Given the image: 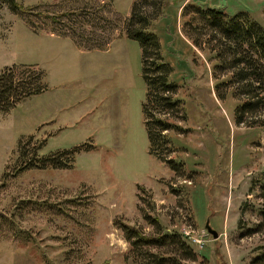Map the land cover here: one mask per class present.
Returning <instances> with one entry per match:
<instances>
[{"label":"rangeland","instance_id":"1","mask_svg":"<svg viewBox=\"0 0 264 264\" xmlns=\"http://www.w3.org/2000/svg\"><path fill=\"white\" fill-rule=\"evenodd\" d=\"M17 1V12L0 4V72L33 64L47 89L0 110V264H132L114 221L152 232L144 213L185 235L198 254L188 264H252L264 252V128L234 122L236 100L214 89L210 56L220 40L209 25L185 24L203 18L181 9L246 11L264 26V0H166L153 20L186 112L179 123L187 130L169 131L176 170L148 150L140 46L123 30L133 0ZM53 26L110 41L90 47ZM29 135L43 141L42 154L91 148L76 152L70 168L12 174Z\"/></svg>","mask_w":264,"mask_h":264},{"label":"trees","instance_id":"2","mask_svg":"<svg viewBox=\"0 0 264 264\" xmlns=\"http://www.w3.org/2000/svg\"><path fill=\"white\" fill-rule=\"evenodd\" d=\"M165 1L133 0L123 30L127 37L137 40L140 46L141 75L145 83L142 113L149 153L176 170L182 163H177L171 155L178 150V145H175L169 131L187 130L179 123L186 112L182 98L178 95L179 84L171 78L173 66L165 59L159 35L152 28V22L161 14ZM0 4H6L14 12L23 8L17 0H0ZM100 5L102 9H107L105 2ZM189 8H193L194 14L203 18V24L193 22L194 16L189 15L184 23H190L198 30L201 25H209L220 40V48H211L213 54L210 56L214 60L212 69L216 78L214 89L217 97L224 99L230 93L236 100L233 106L236 124L264 128V26L246 11L228 14L191 3L182 6L181 15H187ZM75 10L76 7L68 13ZM78 10L80 12L81 9ZM29 23L37 30L41 27L35 21ZM49 28L59 33L70 32L74 37L90 42V47H101L110 41L109 36L108 40L97 37L99 41L94 43L96 39L93 35L88 36L83 33V29L74 30L70 26ZM193 44L199 45L197 38H193ZM226 54H230V57L225 58ZM45 89L47 83L41 68L28 63L5 66L0 72V110H9L23 98ZM26 141L31 143L29 147L22 146L19 141L18 159L12 174L47 166L70 168L76 152L91 148L90 144L86 146L83 143L42 154L39 150L43 141H37L33 135H29ZM143 217L153 226L152 232H145L138 225L121 219L114 221L129 244L132 264H188V260H197V252L183 233L165 230L158 218L149 213H144ZM256 262L264 264V252L253 261Z\"/></svg>","mask_w":264,"mask_h":264},{"label":"water","instance_id":"3","mask_svg":"<svg viewBox=\"0 0 264 264\" xmlns=\"http://www.w3.org/2000/svg\"><path fill=\"white\" fill-rule=\"evenodd\" d=\"M206 229H207V231H209L214 237L217 236V231H216L214 228H212L209 224L206 225Z\"/></svg>","mask_w":264,"mask_h":264}]
</instances>
